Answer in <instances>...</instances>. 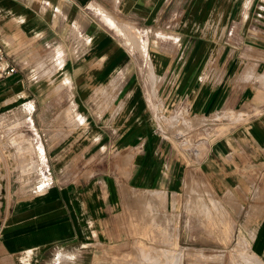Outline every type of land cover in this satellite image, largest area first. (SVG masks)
Listing matches in <instances>:
<instances>
[{
	"label": "crops",
	"instance_id": "obj_1",
	"mask_svg": "<svg viewBox=\"0 0 264 264\" xmlns=\"http://www.w3.org/2000/svg\"><path fill=\"white\" fill-rule=\"evenodd\" d=\"M0 47L17 68L0 81L2 150H36L16 131L32 120L51 162L74 163L71 155L61 160L66 145L56 136L64 115L84 123L83 140L66 149H83L101 165L84 176L81 197L77 184L56 179L35 200L15 204L0 222V264L64 257L77 264L116 227L120 185L177 194L190 176H211L217 196L259 213L249 256L264 259V0H0ZM11 106L28 118L15 123L2 114ZM159 111L206 121L200 131L211 124L210 157L191 150L188 134L175 136L177 144L160 138ZM33 155L15 156L22 175V166L38 163ZM7 158L0 153V169Z\"/></svg>",
	"mask_w": 264,
	"mask_h": 264
},
{
	"label": "rangeland",
	"instance_id": "obj_2",
	"mask_svg": "<svg viewBox=\"0 0 264 264\" xmlns=\"http://www.w3.org/2000/svg\"><path fill=\"white\" fill-rule=\"evenodd\" d=\"M139 39L131 40L138 45ZM153 78L152 72V80ZM162 87L160 88L159 84L155 87L157 95L162 94ZM174 103L175 101H170L171 106ZM15 107L11 106L1 112L6 113V116L12 118L15 123L28 118L21 116L20 109H14ZM157 115L153 118L160 130V138L177 144L175 136L182 137L188 134V144L191 150L194 153L196 149L203 150L205 157L207 155L210 157L211 153L208 154L207 146L211 144L214 135V131L208 128L213 127L211 124L202 127L203 133H201L198 128L206 121L198 123V118L185 111L168 113L159 111ZM215 118L223 121L227 119V116L224 118L216 116ZM231 119L235 120L234 116L231 115ZM31 121L26 120L24 125L16 131L23 132L27 138H31L36 150L35 148L27 150L21 147L15 149L9 147L3 151V146L0 144L1 156H10L9 160L7 158L3 161L4 165L0 169L2 182L0 222L5 219L15 204L35 200L39 194L53 186L56 179L60 181L62 187L77 184V194L81 197L87 185L83 181L84 176H91L95 172L91 170V167L98 169L101 167V165H95L96 163L92 165L89 155L84 157L83 149H66L83 140L84 123L76 126L78 121L72 123L64 115L58 119L61 130L56 133V136L62 144L66 145L60 150L61 160L68 161L71 155L74 163L55 165L51 162L48 150L43 148L44 136L38 133L37 129L30 131ZM3 122L6 124L5 121ZM205 128H208V131L202 130ZM50 129H46L47 137ZM92 135L96 140L98 135L95 131ZM196 136L201 137L199 144L195 140ZM18 143L28 144L24 138ZM14 145H16L15 140ZM15 151L16 154H14ZM24 153L34 154L33 158L38 163L30 162L22 166L24 173L22 175L15 156L22 157ZM188 163H192L190 158H188ZM41 172L44 176H41ZM43 177L44 181L38 184ZM119 187L125 190V196L120 197L117 202L116 227L107 230L108 237L103 236L101 243L89 247L86 252L87 259L80 258L81 261L77 264H264V259L260 256L262 259L260 261L256 260L257 257L249 256L256 254L253 240L251 241L250 238L256 237L259 213L254 210L250 211L251 208L248 212H240L242 208H238L239 205L235 203L234 198L217 196L211 176H205L204 181H198L196 176H190L184 182L182 190L176 191L177 194L166 190H132L127 184ZM257 197L260 199L259 191H257ZM100 201L102 203L101 198ZM241 204L244 206L243 203ZM228 220L233 223L234 227H230L232 223ZM149 230L152 231L151 236L144 235ZM242 241L244 244L240 243ZM90 256H95L97 259L88 260ZM60 260L58 264L68 262L65 257Z\"/></svg>",
	"mask_w": 264,
	"mask_h": 264
},
{
	"label": "built area",
	"instance_id": "obj_3",
	"mask_svg": "<svg viewBox=\"0 0 264 264\" xmlns=\"http://www.w3.org/2000/svg\"><path fill=\"white\" fill-rule=\"evenodd\" d=\"M17 73V68L8 64L7 54L4 48L0 47V81L7 80Z\"/></svg>",
	"mask_w": 264,
	"mask_h": 264
},
{
	"label": "bare ground",
	"instance_id": "obj_4",
	"mask_svg": "<svg viewBox=\"0 0 264 264\" xmlns=\"http://www.w3.org/2000/svg\"><path fill=\"white\" fill-rule=\"evenodd\" d=\"M43 181H40V182H38V184H41ZM39 187H42L41 185H39ZM259 259V258H258ZM257 258H256V260L257 261H260V259L258 260ZM253 262H255V261H253ZM169 264H172V263H169Z\"/></svg>",
	"mask_w": 264,
	"mask_h": 264
}]
</instances>
